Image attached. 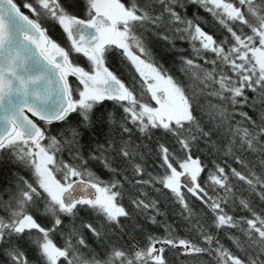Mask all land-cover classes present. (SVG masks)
<instances>
[{"label": "snow or ice", "instance_id": "obj_1", "mask_svg": "<svg viewBox=\"0 0 264 264\" xmlns=\"http://www.w3.org/2000/svg\"><path fill=\"white\" fill-rule=\"evenodd\" d=\"M74 6L75 0H24L26 14L16 0H0V158L30 173L13 174L0 189V256L7 264H169L172 251L177 258L210 257L203 264H264V208L257 211L251 199L264 204V0H84L83 16ZM190 6L209 14L227 35L217 39L198 11L187 14ZM45 21L62 30L67 46L49 35ZM150 31L173 48L176 41L188 43L191 54L179 57L184 80L153 57L145 36ZM113 49L134 70L131 82L108 67ZM73 54L85 57L87 67ZM106 101L122 116L103 117L108 138L86 159L80 128L92 127L95 110ZM73 114L80 117L76 126L68 123ZM55 123L68 127L52 134ZM134 129L143 136L163 129L182 155L160 144L163 173L148 172ZM217 133L224 141L219 145L211 139ZM200 140L241 166L231 168V177L246 185L249 198L237 195L226 168L215 162L207 187L201 185L206 166L192 155ZM65 149L71 161L61 156ZM243 153L259 157V172ZM90 160L102 163L109 179L92 171ZM126 184L135 189L132 211L123 203ZM148 188L171 194L187 236L157 219L164 214ZM186 194L201 202L199 211ZM82 210L96 219L84 220ZM38 212L50 226L39 222ZM134 215L164 235L145 232L140 244L122 223ZM125 235L131 241L121 243Z\"/></svg>", "mask_w": 264, "mask_h": 264}, {"label": "trees", "instance_id": "obj_2", "mask_svg": "<svg viewBox=\"0 0 264 264\" xmlns=\"http://www.w3.org/2000/svg\"><path fill=\"white\" fill-rule=\"evenodd\" d=\"M17 4L21 6V10L25 11L26 14L27 10L23 9L22 5L24 0H16ZM122 2H127V0H122ZM73 11L80 16L84 15V0H75V6ZM200 16L204 18L207 22L205 27L206 30L213 33L217 39H223L226 34L224 30L220 29V27L213 21L212 17L205 13L202 9L197 10L196 7L190 6L187 9V14L191 16L193 13L197 12ZM45 27L49 29V34L57 40V42H65L66 44H62V46H67L66 38L63 36L62 30L59 29L58 26L53 25L50 21H45ZM146 36V44L148 48L151 50L153 57L162 64L169 72L178 77L181 80H184L185 77L183 73L180 72V61L179 57L181 55H190L191 48L189 47L186 41H176L175 48H173L169 43L166 41L161 40L158 36L154 35L151 31L145 33ZM183 50V51H180ZM78 57V58H77ZM72 59L74 62L81 64L82 66L87 67V60L80 54H73ZM107 65L108 67L114 71L121 79L125 82H131L132 77L134 74V70L131 66L123 59L119 50L113 49L107 58ZM73 85H76V81L74 78H70ZM251 95V93H249ZM211 99V98H208ZM216 101L213 100V103ZM199 103L205 104L206 99L205 97H199ZM247 110V109H246ZM108 112H112L117 121H119L120 117L122 116V109L115 105L111 101L103 102L101 105L97 107L95 113L93 115V125L91 128H84L81 127L80 131L82 133L80 138V147L84 157L87 159L91 150L95 147L96 143H103L108 138V133L110 130V125L107 121L103 118L107 115ZM251 114V112H250ZM196 115L201 118L202 123L206 126H210L208 124V117L202 116L201 112L198 110ZM239 117H237L238 119ZM80 117L76 114H73L70 117L69 124L72 126H76L79 124ZM68 125L63 123H55L50 126V131L52 134H56L60 129L66 128ZM125 139H128L125 136ZM212 141L216 142L218 145L223 143V139L219 133L214 134L212 136ZM132 140L136 145H140L139 151L143 153L145 167L148 172L155 173H163V168L160 167V159L158 155L159 145L165 144L169 147L171 151L177 152V154H181L179 150V145L175 143V140L170 134L164 132L163 129H152L151 133L148 136H143L139 132L133 130ZM192 155L193 157H199L203 164L206 166L205 170L201 173L199 177V182L202 186L207 187L206 181L208 180L209 169L214 167L213 162L219 164L226 168L230 176L231 183L235 185L237 189V195H242L245 198L250 197V193L247 191L246 185L243 182L238 181L236 178L231 177V168H237L238 170H242L241 166L235 162L232 156L227 155L225 150L215 151L211 148L208 144H205L203 140L198 141L193 145L192 148ZM246 160L252 161L253 164H256V171L259 172L260 168L258 165V159L256 154L250 153H243L242 154ZM63 159L71 161L72 157L69 155L67 149L63 153H61ZM88 167L94 171L97 175L101 176L103 179H109L110 173L105 169L99 161L90 160L88 163ZM18 173L19 175H23L25 177H30V173L22 168L19 165L14 164L8 158H0V189L8 187L9 184L13 181L14 176L13 174ZM147 178V177H145ZM156 187H160L157 185ZM149 197L152 199H156L159 202V209L164 214L158 216L157 219L160 221H167L169 224H172L173 227L176 229V234L180 237H185L188 235L185 221L182 220L180 216V208L179 205L174 203L171 194L168 193L166 190L163 192H156L152 188L147 189ZM209 191H211L209 189ZM135 194V189H132L129 185H125V197L123 203L128 206L129 211H132V206L129 203V196ZM187 198L189 199L190 204L199 211L202 208L201 202L196 200L195 198L191 197L190 194H186ZM221 195L223 193L221 192ZM253 200L254 206L256 207L257 211L261 208H264V204L259 201L258 197L251 196ZM235 215H247V213L243 211H235ZM37 218L40 223L50 226L49 220L47 217L42 216L39 212L36 213ZM80 217L84 220H95L96 217L87 210H82L80 212ZM80 221L77 220V223ZM69 220L65 219V224H68ZM122 223L125 225L126 233H132L135 236L136 241L140 244H144L145 242V232L153 233L157 236H163L164 232L163 229L156 225H152L150 222L146 221L143 216L134 215L131 220H126L122 218ZM134 225H139L140 227H136L134 230ZM141 228L143 231H141ZM222 242L226 245L231 247V242L227 240L224 236L223 232L219 233ZM191 238V236L189 237ZM112 239L116 240V235H113ZM89 243L100 251V247L98 246V242L88 234ZM131 241V237L128 235L124 236V239L121 241ZM57 242L60 243L59 237H57ZM235 250V249H233ZM30 256H32L31 251L29 252ZM166 255L169 258V264H180L182 260H188L189 264H194V261L199 259L201 264L210 260V257L203 256L199 258L195 257H175L172 251H168ZM34 258V257H33ZM0 264H7V258L4 256H0Z\"/></svg>", "mask_w": 264, "mask_h": 264}]
</instances>
